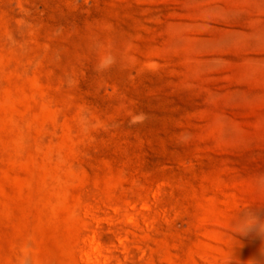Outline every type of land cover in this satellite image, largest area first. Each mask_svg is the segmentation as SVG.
<instances>
[{
    "label": "rangeland",
    "instance_id": "rangeland-1",
    "mask_svg": "<svg viewBox=\"0 0 264 264\" xmlns=\"http://www.w3.org/2000/svg\"><path fill=\"white\" fill-rule=\"evenodd\" d=\"M260 173L264 0H0V264H264Z\"/></svg>",
    "mask_w": 264,
    "mask_h": 264
},
{
    "label": "clouds",
    "instance_id": "clouds-1",
    "mask_svg": "<svg viewBox=\"0 0 264 264\" xmlns=\"http://www.w3.org/2000/svg\"><path fill=\"white\" fill-rule=\"evenodd\" d=\"M111 58H101L97 68L103 70L110 66ZM254 186L258 192L264 193V173L258 174L254 179ZM231 232L241 236H247L251 233L264 238V219L252 207L242 208L231 225ZM264 252V249H262ZM250 264H259L256 260H249Z\"/></svg>",
    "mask_w": 264,
    "mask_h": 264
},
{
    "label": "bare ground",
    "instance_id": "bare-ground-1",
    "mask_svg": "<svg viewBox=\"0 0 264 264\" xmlns=\"http://www.w3.org/2000/svg\"><path fill=\"white\" fill-rule=\"evenodd\" d=\"M53 152H56V153H57L58 150H57L56 148L50 149L49 152H48V154H49V153H53Z\"/></svg>",
    "mask_w": 264,
    "mask_h": 264
}]
</instances>
